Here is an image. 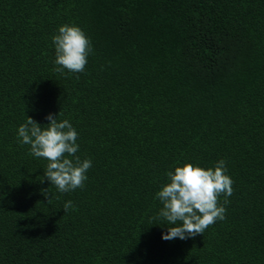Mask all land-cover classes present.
<instances>
[{
	"label": "trees",
	"instance_id": "1",
	"mask_svg": "<svg viewBox=\"0 0 264 264\" xmlns=\"http://www.w3.org/2000/svg\"><path fill=\"white\" fill-rule=\"evenodd\" d=\"M63 24L82 73L54 71ZM59 112L92 160L66 193L17 135ZM220 159L226 218L164 240L167 172ZM0 264H264V0H0Z\"/></svg>",
	"mask_w": 264,
	"mask_h": 264
},
{
	"label": "clouds",
	"instance_id": "2",
	"mask_svg": "<svg viewBox=\"0 0 264 264\" xmlns=\"http://www.w3.org/2000/svg\"><path fill=\"white\" fill-rule=\"evenodd\" d=\"M52 41L56 53L54 71L61 74L65 70L71 73L85 71L93 48L83 29L76 24H63ZM60 114H47L48 123L45 125L27 116L26 122L19 126L17 135L21 144L30 145L29 155L48 161L40 181L46 179L59 192L66 193L85 186L92 160H82L77 155L79 133L68 119L58 120ZM166 175L170 182L156 193L163 205L158 218L164 222L159 224L167 225V231L162 233L164 240L194 238L203 234L217 220L226 218L225 206L229 203L227 197L234 192V181L227 174L224 159L217 161L214 168L207 169L185 163ZM41 191L49 202V188ZM221 195L225 197L223 203L218 199ZM63 209L64 212L75 210V205L68 200Z\"/></svg>",
	"mask_w": 264,
	"mask_h": 264
}]
</instances>
